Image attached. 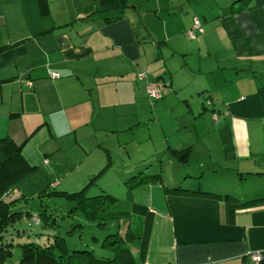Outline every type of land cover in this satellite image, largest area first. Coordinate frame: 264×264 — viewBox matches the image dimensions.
I'll use <instances>...</instances> for the list:
<instances>
[{
	"label": "crops",
	"instance_id": "obj_1",
	"mask_svg": "<svg viewBox=\"0 0 264 264\" xmlns=\"http://www.w3.org/2000/svg\"><path fill=\"white\" fill-rule=\"evenodd\" d=\"M167 1L189 9L161 10L149 35L131 0L112 23L95 13L101 0H0V139L30 166L67 163L64 192L97 175L107 194L158 175L137 195L151 224L136 264H253L264 252V0ZM159 79L169 87L150 100L145 83ZM176 187L246 206L228 222L222 199L165 193Z\"/></svg>",
	"mask_w": 264,
	"mask_h": 264
},
{
	"label": "trees",
	"instance_id": "obj_2",
	"mask_svg": "<svg viewBox=\"0 0 264 264\" xmlns=\"http://www.w3.org/2000/svg\"><path fill=\"white\" fill-rule=\"evenodd\" d=\"M242 2V9L250 6L252 0H239ZM131 9L125 0H101V7L95 13L102 16L124 12ZM236 10H233L235 12ZM237 12V11H236ZM106 22L112 23L119 17L106 16ZM189 30V29H188ZM187 30V31H188ZM186 33V32H185ZM160 80V79H159ZM184 151L175 152L177 160L183 159ZM264 159V155L260 156ZM36 167L30 166L21 153V146L16 145L10 138L0 139V264H7L10 260L12 252V243H8L4 239V235L9 231H14L16 236H20L17 225L21 221L28 227H38L42 223L49 226L48 220L51 215L43 209V205L39 206L37 211L25 210L24 212L18 208L20 199L15 192L20 180L29 176ZM93 178L87 186L77 193L68 194L63 192L67 198L74 200V211L81 216L87 224L94 225L98 229H104L108 225H116L118 228L114 233L106 235L100 242V247L109 256H96L93 250L88 248H78L81 240H74V235L80 231L85 224H76L72 228L66 230L63 235L53 234L45 239V243L37 241H29L28 243L18 244L22 251V257L17 264H136L135 252L140 261L143 260L148 243V232L151 224V214L145 204L146 200L139 198V189L145 185L153 183L158 175L150 176L143 173H137L126 179L123 183L126 189V203L129 205L127 209H123L122 205L116 203L114 198L107 195H97L95 197H87L86 191L90 186H95L96 178ZM60 185L59 180L48 183L43 192L48 195ZM52 190V192H50ZM10 192V197L4 195ZM42 192V191H41ZM137 196L138 202L134 201L133 194ZM137 193V194H136ZM165 193L182 196V197H205L222 199L225 206V214L228 222H232L235 213L243 208L245 203H239L236 198L231 196H218L204 192H194L181 188H165ZM40 198V196H39ZM256 204L264 203V200H258ZM103 210V211H102ZM36 217L38 223L32 221ZM55 225V221L52 220ZM135 224V225H134ZM122 228H125L122 230ZM57 230V228H56ZM78 231V232H77ZM26 232V229H22ZM13 234V233H12ZM28 236V240H30ZM35 239L41 235L36 234ZM96 244L98 238H91ZM93 249V248H92ZM264 264V258L258 263Z\"/></svg>",
	"mask_w": 264,
	"mask_h": 264
},
{
	"label": "rangeland",
	"instance_id": "obj_3",
	"mask_svg": "<svg viewBox=\"0 0 264 264\" xmlns=\"http://www.w3.org/2000/svg\"><path fill=\"white\" fill-rule=\"evenodd\" d=\"M131 2L137 3L138 6L142 7L141 13L136 16V27L140 30L141 34H144V32H146L149 35L156 34L157 28L159 26L161 27L160 23L157 20V14L160 13L161 10L166 11L168 6L174 7V11L177 12V16H180L184 15V12L178 10L180 9V7L189 9V6L187 5L177 7L175 6V4H170L167 0H131ZM131 2H129V4ZM176 2L177 0L172 3ZM130 5L133 6V4ZM161 15L164 16V14ZM187 39L195 41L198 38L196 37L192 39L187 37ZM36 167L37 168L35 169V171L29 174V176L20 180L17 188H15L19 190L18 198L20 199V201L18 202V208H20V210H22L23 212L25 210L37 211L39 206L41 207V205H43V209L45 208L46 211H48L47 214L51 215V219L48 220V224L50 225L46 226L44 225V223H42V225L38 227H28L25 225V223H23V221H21L19 225L16 226L20 232V236H16V233L12 230L9 231L8 235H6L5 237V240L8 241V243L10 242V240H12V255L7 264H17L18 261L21 259L22 251L18 247V244H24L34 240L38 243H45V239L49 237L51 239L54 233L57 235H63L66 230L72 228L76 224H85V226L81 230L78 229V231L80 232L77 231L78 233H76L73 238L74 240L82 239L79 246L77 245L78 248H88L90 250H93L95 255L98 257H100V255L103 257L109 256V253H106L105 250L102 251L100 247L94 246H99L100 242L106 235L114 233L118 229L116 225L111 224L104 229H98L94 225L87 224L85 220L81 216H79L76 211H74L76 202L67 198L65 194H61L64 192L63 190H61V186H58V188L53 191L55 193H51L52 195H48L47 192H43L47 187L48 183H51L55 180H60L61 185V180L63 176L59 170L65 168L68 169L67 171L69 172V165L65 163L62 165V167L60 165V167L54 169V166L50 165L49 160L43 158L42 162ZM134 175L135 174H132L131 176H128L124 179L126 180ZM124 181L115 182V184H118V188L115 187L114 190H108V193L111 194H107L101 192V189H99V184L104 185V182L97 180L93 182L96 184L94 187H92L93 189H91V191H86V196L90 198L95 197L97 195H107L111 198H114L117 204L122 205V207H124L123 209H127L129 205L126 203L127 197L126 189L123 185ZM78 191L66 193L68 195L77 193ZM50 192H52V190H50ZM133 199L135 202H138L135 193L133 194ZM52 220L55 221V225H52ZM24 228L26 229V232H22V229ZM124 229L125 228H122V230ZM36 234L41 235V237H38L37 240L34 237ZM28 236H30V240H28ZM92 237L98 238L97 244L91 239Z\"/></svg>",
	"mask_w": 264,
	"mask_h": 264
},
{
	"label": "built area",
	"instance_id": "obj_4",
	"mask_svg": "<svg viewBox=\"0 0 264 264\" xmlns=\"http://www.w3.org/2000/svg\"><path fill=\"white\" fill-rule=\"evenodd\" d=\"M203 33L202 25L198 18H194L192 27L186 31V36L189 38H196L198 34ZM52 79L59 78L58 74H51L50 76ZM145 74L141 73L138 75V78L140 80L145 79ZM169 87V82L165 80H155V81H146L145 83V91L150 100L158 101L162 99L163 94L165 90ZM12 193H15L14 191ZM10 192H7L4 197L8 198L10 197ZM32 221L35 223H38V220L36 217L32 218ZM249 258L253 262V264H258L262 258H264V252H255L252 254H249Z\"/></svg>",
	"mask_w": 264,
	"mask_h": 264
}]
</instances>
